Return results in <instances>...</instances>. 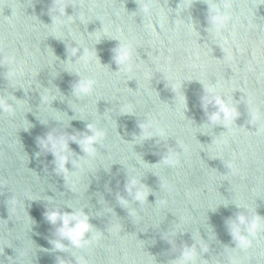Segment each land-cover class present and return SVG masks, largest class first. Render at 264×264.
<instances>
[{
    "label": "water",
    "instance_id": "1",
    "mask_svg": "<svg viewBox=\"0 0 264 264\" xmlns=\"http://www.w3.org/2000/svg\"><path fill=\"white\" fill-rule=\"evenodd\" d=\"M145 2L150 15L139 9ZM207 3L231 5L218 33ZM182 6L190 8L174 15ZM102 26L108 36L97 42ZM120 43L132 48L131 71L116 63ZM76 44L94 50L87 66L71 56ZM78 72L95 79L91 96L73 94ZM210 85L237 109L228 128L209 122ZM5 94L16 101L12 113L0 109V264L71 259L49 242L57 239L44 217L52 207L89 215L100 234L78 250L89 264H173L196 242L197 264H264V232L243 250L229 224L248 211L264 217V0H0ZM149 122L166 136L143 137ZM90 123L106 132L95 157L71 140L91 135ZM49 133L68 142L67 177L40 146ZM170 151L174 165L162 162ZM132 178L148 192L143 203L127 190Z\"/></svg>",
    "mask_w": 264,
    "mask_h": 264
},
{
    "label": "clouds",
    "instance_id": "2",
    "mask_svg": "<svg viewBox=\"0 0 264 264\" xmlns=\"http://www.w3.org/2000/svg\"><path fill=\"white\" fill-rule=\"evenodd\" d=\"M208 6V21L212 28H214L217 33L220 29L224 28L227 22L230 19V14L226 11L231 7L230 4L224 3L221 7L216 3H207ZM12 8V16L14 17L17 14V9ZM67 7H61L59 4L56 6V14L58 17H63L66 15ZM190 7L182 6L177 8L174 11V15L182 16V13L187 11ZM140 11L145 15H150L152 10V4L150 2H145L142 5H139ZM71 20V16H68ZM82 21L84 19L83 15L79 17ZM63 23V21H59ZM53 24V20H52ZM108 36L107 29L102 26L101 32L96 35V40L99 42L102 37ZM81 48L76 44L75 47L71 49L72 57H79V60L83 61V65L87 64L93 59L96 58L94 50L88 48H83L81 53ZM115 60L116 63L123 67L126 71H131V61H132V48L128 44L120 43L119 47L115 49ZM14 60L9 58L7 63L11 64ZM15 70L7 71L6 78L11 79L15 77ZM77 75L80 77L78 81L73 86V94L78 98L82 99L87 96H91L96 81L92 77L84 76L79 72ZM45 101L47 97L44 98ZM12 101V103H10ZM16 101V98L11 94H5L0 96V109L5 113L13 112V103ZM251 100L249 99V104L251 105ZM203 105L205 110H207L209 105H212L216 110L208 114L209 122L212 125L222 124L225 127H229L233 124L234 119L237 117L238 112L234 105L232 98H224L221 93H219L214 85L205 87V95L203 97ZM252 123L255 124L256 121L261 119V115L258 108H251ZM142 130L143 137L147 138L152 135L166 136V133L163 129L157 128L154 132L149 131L152 127L151 122L147 124L140 125ZM88 130L92 133L91 135H83L82 138H77L72 136L71 140L78 143L81 149L88 155V157H95L97 150L95 144H103V141L106 136V132L103 129L98 128L95 124H88ZM40 146L44 150L51 151L57 163V171L62 172L67 177L69 175L68 170L66 169V162L69 161L71 157V152L69 151V146L67 140L61 136L57 138L54 134L49 133L46 138H41L39 140ZM219 143V142H218ZM183 147V145H181ZM175 153L171 151L162 162L166 165H174L177 161L175 159ZM76 167H81L76 161H72ZM229 168H232V165H228ZM138 180L136 178L130 179L127 190L130 195L134 196L135 200L140 202H145L148 196V192L144 190L142 186L137 187ZM73 189L75 185H72ZM135 189V191H133ZM122 203H127L122 200ZM239 204V203H238ZM241 205V204H240ZM243 206V205H242ZM132 215L135 216V211L132 212ZM45 219L52 225L57 226L55 235L57 239L50 240L49 242L53 245L54 251L68 252L71 255V259L65 260L60 259L59 264H89V261L85 258L84 255H81L78 250L86 249L94 244V242L99 240L100 234H94V227L90 223V217L84 211L76 209L72 212H62L57 207L49 208L44 213ZM231 228V235L236 242L237 248L247 250L253 245V241L257 240L260 233L264 232V217L256 215L254 211H248L247 214L240 213L236 216L235 219L229 221ZM110 232H118L119 225H114L109 228ZM90 235V238L88 236ZM64 241H68V244H65ZM197 246L196 242L191 247H185L182 251L180 258L173 262V264H197ZM200 250L202 252H207L208 247L203 243H199ZM232 264H238V262L233 259Z\"/></svg>",
    "mask_w": 264,
    "mask_h": 264
}]
</instances>
